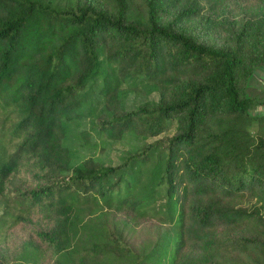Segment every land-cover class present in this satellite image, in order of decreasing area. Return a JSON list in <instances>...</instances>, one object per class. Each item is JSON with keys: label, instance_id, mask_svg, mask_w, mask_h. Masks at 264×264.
I'll list each match as a JSON object with an SVG mask.
<instances>
[{"label": "trees", "instance_id": "obj_1", "mask_svg": "<svg viewBox=\"0 0 264 264\" xmlns=\"http://www.w3.org/2000/svg\"><path fill=\"white\" fill-rule=\"evenodd\" d=\"M99 1L0 0V193L20 168L48 174L21 196L51 223L41 238L73 264H123L133 254L103 224L73 251L94 207L171 227L160 252L135 264H264V114L250 112L245 91L264 63V34L216 46L206 29L183 26L200 0H146L145 13L131 0ZM204 1L215 10L228 0ZM137 81L158 99L127 109L122 86ZM84 118H97L93 132L109 140L175 125L119 164L72 165L67 122Z\"/></svg>", "mask_w": 264, "mask_h": 264}, {"label": "rangeland", "instance_id": "obj_2", "mask_svg": "<svg viewBox=\"0 0 264 264\" xmlns=\"http://www.w3.org/2000/svg\"><path fill=\"white\" fill-rule=\"evenodd\" d=\"M100 3L99 0H90ZM134 9L145 13L146 0H131ZM183 1L180 6H183ZM199 15L183 26L198 25L208 31V42L216 46H229L233 35L244 32L260 31L264 34V0H228L223 6L210 10L209 5L200 0ZM181 8V7H180ZM205 31V30H204ZM122 103L127 109L137 107L143 102L156 101L158 91L148 82L123 84ZM246 94L252 99L250 112L264 114V63L258 65L248 78ZM97 118H84L67 122L66 144L71 152V164L77 165L88 158L104 165H116L128 154L136 151L145 143L174 133L172 128L155 137H140L125 133L121 139L109 140L93 132ZM255 132L256 123L250 127ZM89 132L84 139L80 132ZM37 175L26 172L24 168L13 172L5 181L0 193V264H73L70 254L60 255L55 246L41 238V232L49 229L50 221L44 220L36 211L27 212L28 199L24 191L38 188L49 183L48 174ZM84 235L73 246L80 248L83 240L96 237L95 232L106 225L133 250L123 264H135L138 257L158 254L161 247L172 235L171 227L150 217H139L127 210L92 208L85 216ZM103 224V225H102ZM241 230L229 231L228 237L236 238ZM246 234V232H244ZM120 263V262H119Z\"/></svg>", "mask_w": 264, "mask_h": 264}]
</instances>
